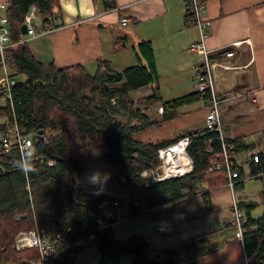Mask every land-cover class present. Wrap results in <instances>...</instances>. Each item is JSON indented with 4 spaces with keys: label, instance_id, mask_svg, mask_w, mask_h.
Instances as JSON below:
<instances>
[{
    "label": "trees",
    "instance_id": "obj_1",
    "mask_svg": "<svg viewBox=\"0 0 264 264\" xmlns=\"http://www.w3.org/2000/svg\"><path fill=\"white\" fill-rule=\"evenodd\" d=\"M7 3L9 20L16 32H11L15 43L5 49V55L9 72L17 81L12 86L11 103H0V129L7 125L3 119L12 123L15 118L34 144L24 153L18 146L10 150L0 148V264H74L78 252L90 243L99 250L97 264H178L177 246L157 248L149 234L127 238L115 235L116 214L104 207L108 197L87 180L89 149L101 143L106 145L101 158L114 164L113 180L128 191L131 214L156 215L162 206L181 205L198 194L209 204L208 188L229 182L224 165L210 169L212 163L223 161V142L218 131L206 126L191 131L192 142L187 152L193 159L192 170L146 186L141 171L158 166L162 161L158 149L179 137L143 141L136 134L152 123L145 120V115L139 116L141 123L116 117L121 107H127V101L132 103L130 91L149 84L157 86L137 102L141 106L160 102L164 120L176 116L178 107L199 100V92L163 99L157 92L159 72L149 40L139 43L137 62L123 70L116 69L106 56L67 66L44 64L32 54L28 39L21 37L20 25L34 5L42 28L60 26V0ZM1 95L0 89V98ZM40 129L45 140L39 137ZM224 139L232 144L227 145L230 152L244 142V137L231 139L225 135ZM262 141L264 144V129ZM260 153L261 160L251 162V173L264 168V151ZM235 167L240 169V175L235 177L234 188L240 189L244 186L245 170L242 165ZM204 182L207 189L202 188ZM116 200L113 197V203L119 205ZM239 204L245 211L243 237L248 263L264 264V210L254 215L258 202L240 199ZM30 229H45L50 234L64 230L65 239L54 257L39 263L38 247H16L18 233ZM192 240L190 243H196L195 238ZM197 248L202 251V246ZM239 264H245L244 260Z\"/></svg>",
    "mask_w": 264,
    "mask_h": 264
},
{
    "label": "crops",
    "instance_id": "obj_2",
    "mask_svg": "<svg viewBox=\"0 0 264 264\" xmlns=\"http://www.w3.org/2000/svg\"><path fill=\"white\" fill-rule=\"evenodd\" d=\"M2 1L7 2V0H0ZM204 1L206 3L205 15L212 21L210 33L206 37L207 46L212 49L231 48L234 51L232 56L222 59L225 63L232 64L233 67H218L215 73L219 92L224 98L221 103L224 133L227 138L231 139L244 137L242 146L234 150L232 155L245 170L243 180L245 185V179L251 173V162L247 160V156L264 151L262 141V130L264 129V0ZM60 4L62 24L48 28L28 39L31 52L37 60L44 64L53 62L57 66H67L75 63H90L97 57L106 56L111 59L116 69L123 70L135 63L128 64L133 61L132 54L128 55L123 52L124 47L132 45L136 56L139 43L149 40L154 48L159 78V59L162 58V63L167 67L166 72L171 74L183 72L185 78L181 81L184 85H178V89L192 86L195 90L188 93L196 92L198 89V84H194L187 76L188 72L195 75V69L200 60L196 53L188 50V45L198 41L200 34L196 26L186 22L185 0H109V3L104 0H60ZM122 18H129V20L123 23ZM9 26L13 35L16 30L14 23L10 20ZM26 36L21 33L22 38ZM234 41H240L239 45H235ZM10 42L13 44L15 40ZM160 47H162L161 50ZM115 53L118 55L113 56ZM155 85H151V90ZM158 89L159 84L157 88L159 93ZM149 93L151 92H144L140 96ZM140 96L138 95L136 99ZM129 105L131 109L128 112L120 108L118 113L124 112L126 121L129 119L131 123H141L139 116L143 114L147 122H152L136 134L143 141L172 140L206 126L204 118L207 108L201 99L178 107L177 115L165 120L163 119L164 107L163 111L160 109L161 103L156 112L147 105L135 109H132V103ZM149 110H152L151 114ZM155 121H160V123L156 124ZM243 162L249 165V172ZM207 186V182L202 184L203 189H207ZM229 188L228 184L208 188L210 201L208 205L203 195L198 194L189 197L181 205L173 206L169 203L162 206L165 209L161 208L158 213L164 214V211L170 213L168 217L172 224L164 223V226L152 235L153 237L151 236L156 243L160 242L155 243V247L177 246L179 256L187 250L199 251L198 246H202L201 253H210V243L217 240L215 237L220 240L223 238L221 234L223 231L219 230L233 226L234 213L231 212L230 216L223 218L224 225L217 226L220 220L209 225V221L215 218L216 213L208 211L207 208L219 210V202L222 203V199L227 198ZM261 192L263 194V188ZM246 195L242 196L246 198L244 200L252 198L249 194ZM199 199L207 206L208 214H211L206 222L197 218V213L192 210V207L198 210L203 208L201 201L195 205ZM251 200L254 201L253 198ZM193 238L196 243H190ZM237 242L240 247H243L240 241ZM224 245L219 252L227 253V255L222 256L226 258L221 260L226 263L233 261L234 256L228 253L230 244L226 247ZM238 257L239 255L236 260Z\"/></svg>",
    "mask_w": 264,
    "mask_h": 264
},
{
    "label": "built area",
    "instance_id": "obj_3",
    "mask_svg": "<svg viewBox=\"0 0 264 264\" xmlns=\"http://www.w3.org/2000/svg\"><path fill=\"white\" fill-rule=\"evenodd\" d=\"M186 3V22L189 25L196 26L199 30L200 38L198 41L191 42L188 45V50L196 53L200 63L196 67V77L200 99L204 101L207 108L205 114L206 128L209 130L218 131L220 138L223 142V161L212 163L210 169L222 168L223 165L228 171L230 187L235 185V177L240 175V169H236L235 165L239 163L234 160L232 152L227 149L224 140V126L222 121L221 103L223 97L219 92V86L216 79V69L218 67L231 68L232 64L225 63L222 59L230 57L234 51L231 48L219 47L212 49L206 44V37L210 33V26L212 21L205 15L206 3L204 0H185ZM129 18H122V22L126 23ZM23 23L27 25L26 37L29 39L47 29L42 28V22L37 15L36 6H32L29 12L24 16ZM11 28L9 26L8 3L6 1L0 2V69L4 76L0 78V89L2 95L0 98L1 104L11 103L13 100L12 86L16 83L17 79L13 77L7 66L5 49L11 44L10 40ZM240 41H234L235 45H239ZM115 101V100H114ZM163 111V106L160 107ZM7 123L6 128L0 129V148L10 150L12 146H18L19 150L24 153L25 150L31 148L34 140L26 131L25 128L19 127L15 118L11 123L7 119H3ZM44 135V134H43ZM46 136L44 135V140ZM192 142L190 134L184 135L173 143L161 146L158 149V155L162 160L156 167L144 168L141 175L144 177V184L150 186L155 181L165 180L173 176H179L189 172L193 168V159L187 152V148ZM185 159H183V157ZM264 158V155H263ZM249 162H259L261 160V153L255 152L247 156ZM53 161L50 162L52 164ZM248 177H261L264 179V168H260L257 172L249 173ZM264 189V187H263ZM139 200L135 197V202ZM118 203V200H116ZM234 213L235 235L241 242L244 248V217L245 211L240 206L239 202L235 200L232 205ZM65 239L64 230L58 231L56 234H50L44 230H23L20 231L16 238V247L25 248L36 246L39 249V263L47 261L54 257L58 252L59 245ZM246 255L245 264H249V258Z\"/></svg>",
    "mask_w": 264,
    "mask_h": 264
},
{
    "label": "rangeland",
    "instance_id": "obj_4",
    "mask_svg": "<svg viewBox=\"0 0 264 264\" xmlns=\"http://www.w3.org/2000/svg\"><path fill=\"white\" fill-rule=\"evenodd\" d=\"M162 47H160V50ZM123 52H126L128 55L129 53L132 54V60L130 63L137 62L135 52L132 45H127L122 50ZM118 52V53H123ZM118 53L113 54V56L118 55ZM160 60V78L158 81L159 84V93L163 96V99H169L174 96H178L180 94L188 93L193 89L192 86L189 88L184 89H178V85H184L182 78L184 77L183 72L180 74H171L166 72L167 67H165L164 63H162V58ZM9 70V69H8ZM0 76H4L2 70L0 69ZM21 79H24V75L19 76ZM190 80L193 81L194 84L197 85V77H196V71L195 75H193L191 72H188V76ZM152 86L149 84L147 86H143L138 89L131 90L129 94V98L132 100V109H135L136 107H139V103L137 102L136 97L144 92H152ZM128 105L127 107H121V109L125 112L129 109H131V105H129V101H127ZM160 102H153L150 105L151 109H155V112L158 111ZM161 107V106H160ZM120 111V110H119ZM152 110H149V113L151 114ZM122 112L121 114H116V117L120 120L126 121V114ZM106 152V145L104 143L95 145L90 147L89 149V155L91 162L88 167V182L91 184H95L97 189H99L100 194L103 196H107L108 199L104 201V207L110 211L114 212L116 214V219L113 222V229L114 233L119 238H127L134 234H149L150 236L154 235L158 232V230L164 226V223L172 224L170 221V217L168 215L170 213L164 211L165 213H157L156 215L153 214H131L130 213V207L127 203V200L130 198L128 191L124 189L123 187L119 186L114 180L113 177L116 174V168L113 163L101 158L103 154ZM247 170L249 172V165L247 162H243ZM249 175V174H248ZM230 187V186H229ZM264 187V179L261 177H247L245 179V185L242 187V189H235L234 187H230L228 190V196L227 198L222 199V203H220V209L211 210L209 208L208 211H214L216 214H214L215 218L211 219L209 221V225L217 222L220 220L217 226L224 225L223 224V218L226 216H230L232 211V205L235 200L239 202L240 199H246L242 196H245L246 194H249L254 201H258L257 207L253 210L254 215H260L262 211L264 210V196L261 192L262 188ZM117 195V196H116ZM216 196V195H215ZM247 196V195H246ZM113 197L115 199H118L120 201L119 205H115L113 203ZM216 198V197H215ZM252 198H248L247 200H251ZM203 203L201 199L195 202V205L198 203ZM231 203V204H230ZM208 205V203L206 202ZM202 209H194L192 207V210L197 213V218H201L204 222L207 221V217L211 216V214H208L206 210V205L202 204ZM165 209V208H162ZM201 213V214H200ZM199 215V216H198ZM216 227V226H215ZM214 228V227H213ZM213 228H210V230H213ZM209 230V229H205ZM223 231L221 234L223 235V238L220 240V238L215 237L217 240L210 243L211 251L208 254L201 253L197 250H187L184 251L181 256L178 257V264H187L189 263L192 258L193 261H196V264H239L246 259V251L245 248L240 247V244L237 242L239 239L235 235V225L233 222V226L219 230ZM215 232V231H213ZM210 233V232H208ZM227 234V236H226ZM153 237V236H152ZM160 242L156 243L159 244ZM229 246L230 249L228 250V253L230 255L234 256L233 261H226L221 260L225 259L226 257H222L224 255H227V253L222 254L219 252V250L223 247ZM239 255L238 260H236V257ZM99 257V250L97 246L93 243H90L83 247L77 254L76 260L74 264H97V260ZM163 258V257H161Z\"/></svg>",
    "mask_w": 264,
    "mask_h": 264
},
{
    "label": "water",
    "instance_id": "obj_5",
    "mask_svg": "<svg viewBox=\"0 0 264 264\" xmlns=\"http://www.w3.org/2000/svg\"><path fill=\"white\" fill-rule=\"evenodd\" d=\"M20 30H21V33L22 34H26L27 33V25H26V23H21V25H20ZM42 129H40L39 130V137L41 138V139H44V135L42 134Z\"/></svg>",
    "mask_w": 264,
    "mask_h": 264
},
{
    "label": "bare ground",
    "instance_id": "obj_6",
    "mask_svg": "<svg viewBox=\"0 0 264 264\" xmlns=\"http://www.w3.org/2000/svg\"><path fill=\"white\" fill-rule=\"evenodd\" d=\"M182 157H183V155H182ZM183 159H185V157H183Z\"/></svg>",
    "mask_w": 264,
    "mask_h": 264
},
{
    "label": "clouds",
    "instance_id": "obj_7",
    "mask_svg": "<svg viewBox=\"0 0 264 264\" xmlns=\"http://www.w3.org/2000/svg\"><path fill=\"white\" fill-rule=\"evenodd\" d=\"M27 38V37H26Z\"/></svg>",
    "mask_w": 264,
    "mask_h": 264
}]
</instances>
